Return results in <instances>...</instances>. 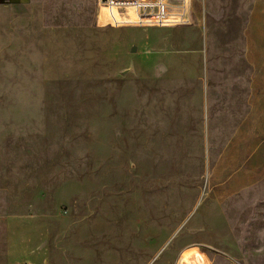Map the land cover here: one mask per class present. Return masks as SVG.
<instances>
[{"label":"rangeland","instance_id":"374dc122","mask_svg":"<svg viewBox=\"0 0 264 264\" xmlns=\"http://www.w3.org/2000/svg\"><path fill=\"white\" fill-rule=\"evenodd\" d=\"M15 1L0 0V264H264V175L242 191L210 177L209 146L248 109L228 52L243 43L222 38L245 0L92 33L45 13L85 20L93 0L44 16Z\"/></svg>","mask_w":264,"mask_h":264},{"label":"crops","instance_id":"0c3cea01","mask_svg":"<svg viewBox=\"0 0 264 264\" xmlns=\"http://www.w3.org/2000/svg\"><path fill=\"white\" fill-rule=\"evenodd\" d=\"M47 1L50 0H25L19 6L11 4L10 7L12 9L39 8L41 16L42 14L44 16V8L41 5L44 6ZM227 2L226 7L229 13L235 10V18L233 20L229 18L226 23H222V30L226 32V35L222 34V38L225 37L230 43L232 39L242 41L243 46H230L228 52L239 57V62L233 65L237 67L238 73L236 76L238 79L235 82L242 84L244 81V86H248L250 94L247 111L242 113L239 117L240 121L231 127L228 137L221 144L223 146L219 145V149L209 146L210 151L215 152L210 156V177L213 184L219 187V191L226 188L230 191H242L258 181L259 176L264 175V0ZM51 3H53L52 0ZM93 3V9L90 12L92 16L85 20L63 18L56 12L59 8H55L57 9L55 12L45 13L46 24L53 29H71L74 33L86 30L92 33L95 29L115 27L109 10L99 0H93ZM0 5L4 6L7 3L1 2ZM60 5L57 4L58 7ZM123 11L125 10L116 11L117 17L122 21L132 22L136 18L134 11L128 10L133 17L130 20L123 19L121 16ZM136 26L122 25L123 28ZM116 38L118 37H113L115 41H117ZM119 39L124 38L122 36ZM261 156L262 161L259 163Z\"/></svg>","mask_w":264,"mask_h":264},{"label":"built area","instance_id":"2783aa9c","mask_svg":"<svg viewBox=\"0 0 264 264\" xmlns=\"http://www.w3.org/2000/svg\"><path fill=\"white\" fill-rule=\"evenodd\" d=\"M110 13L114 26L124 24L163 26L167 22H189L190 0H100ZM118 10H132L136 18L124 22L117 17Z\"/></svg>","mask_w":264,"mask_h":264},{"label":"water","instance_id":"95a60500","mask_svg":"<svg viewBox=\"0 0 264 264\" xmlns=\"http://www.w3.org/2000/svg\"><path fill=\"white\" fill-rule=\"evenodd\" d=\"M15 1V0H14ZM15 2H21L20 0H17V1H15Z\"/></svg>","mask_w":264,"mask_h":264}]
</instances>
